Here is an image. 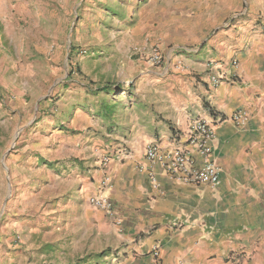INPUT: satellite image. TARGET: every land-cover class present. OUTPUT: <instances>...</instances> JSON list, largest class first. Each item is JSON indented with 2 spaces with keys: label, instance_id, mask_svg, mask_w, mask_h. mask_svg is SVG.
I'll list each match as a JSON object with an SVG mask.
<instances>
[{
  "label": "rangeland",
  "instance_id": "1",
  "mask_svg": "<svg viewBox=\"0 0 264 264\" xmlns=\"http://www.w3.org/2000/svg\"><path fill=\"white\" fill-rule=\"evenodd\" d=\"M186 1L0 0V264H70L64 245L55 252V236L76 242L65 225L88 204L71 202L85 192L81 172L107 158L91 140L95 149L81 152L68 125L74 105L95 119L107 105L113 131L144 112L137 105L180 104L182 89L193 88L177 66L194 53L182 51L202 49L217 32L192 28ZM151 48L162 53L160 65L150 64ZM104 86L115 93L94 95ZM25 220H36L37 231ZM23 236L36 248L25 251Z\"/></svg>",
  "mask_w": 264,
  "mask_h": 264
},
{
  "label": "crops",
  "instance_id": "2",
  "mask_svg": "<svg viewBox=\"0 0 264 264\" xmlns=\"http://www.w3.org/2000/svg\"><path fill=\"white\" fill-rule=\"evenodd\" d=\"M182 6L195 9V18H187L192 28L217 32L202 49L182 51L194 53L177 66L193 88L182 89L186 98L182 95L180 104L137 105L144 112L121 119L113 131L107 105L100 106L102 119L74 105L68 125L80 137L81 152L102 144L95 155L109 161L101 167L94 162L95 170L81 172L85 192L71 202L86 197L88 202L106 175L114 215L108 217L84 201L71 218L75 221L66 219V233L72 232L76 242L59 244L55 236L53 244L57 253L68 249L70 264L75 257H92L82 264H264V0H192ZM230 73L231 81L212 86L214 74ZM238 109L249 115L246 126L223 121L216 127L211 152L220 171L216 188L173 183L158 168L152 169L153 185L143 156L148 144L192 151L184 138L194 120L212 121L216 114L229 116ZM90 140L95 141L93 148ZM75 156L78 161L86 158ZM5 157H0L2 173ZM23 224L34 228L29 232L37 231L36 220ZM24 239L25 251L36 248Z\"/></svg>",
  "mask_w": 264,
  "mask_h": 264
},
{
  "label": "built area",
  "instance_id": "3",
  "mask_svg": "<svg viewBox=\"0 0 264 264\" xmlns=\"http://www.w3.org/2000/svg\"><path fill=\"white\" fill-rule=\"evenodd\" d=\"M163 61V55L156 48H151L150 64L160 65ZM235 65V63H233ZM212 68V64L208 63ZM228 76V78L226 77ZM233 73L218 74L211 77V84L217 87L221 82L232 79ZM249 115L245 110L238 109L229 116L215 115L212 121L205 119H196L188 127L184 138L185 145L192 148L189 151L185 148L174 147L161 149L154 143L148 144L144 149V160L148 163L149 176L153 185H156V178L152 169L158 168L165 177L173 183L180 185H191L216 188L220 183V171L214 161L211 159L212 142L216 136V127L223 121H229L235 127L246 126ZM179 138V137H177ZM123 155L125 153L123 152ZM108 159L102 160V165L107 166ZM141 170V167H139ZM108 178L106 175L101 181L99 190L89 198L88 203L93 208L105 213L108 217H113V207L106 196ZM115 225H120L116 220ZM158 255L157 249H154V256ZM181 264H188L182 262Z\"/></svg>",
  "mask_w": 264,
  "mask_h": 264
},
{
  "label": "trees",
  "instance_id": "4",
  "mask_svg": "<svg viewBox=\"0 0 264 264\" xmlns=\"http://www.w3.org/2000/svg\"><path fill=\"white\" fill-rule=\"evenodd\" d=\"M109 92L115 93L114 86H104V87H101L99 89H96L94 92L95 93L94 95H98L101 93L109 94ZM106 114H107V116H109L108 113H106ZM103 255H104V253H101V254L97 255V257L103 256ZM91 258L92 257L82 258V259L78 260V263L79 264L85 263L87 260H89ZM75 264H77V263H75Z\"/></svg>",
  "mask_w": 264,
  "mask_h": 264
}]
</instances>
